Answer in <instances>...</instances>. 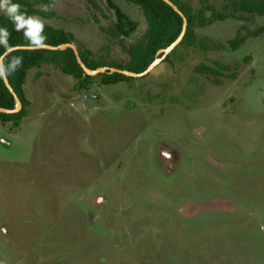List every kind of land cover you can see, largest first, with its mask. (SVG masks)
<instances>
[{
	"label": "rangeland",
	"instance_id": "rangeland-1",
	"mask_svg": "<svg viewBox=\"0 0 264 264\" xmlns=\"http://www.w3.org/2000/svg\"><path fill=\"white\" fill-rule=\"evenodd\" d=\"M48 1L52 17L31 16L103 67L145 39L123 0L127 37L106 0ZM178 1L225 18L195 20L196 45L144 77L77 91L52 66L27 72L26 117L0 122V264H264V16Z\"/></svg>",
	"mask_w": 264,
	"mask_h": 264
},
{
	"label": "trees",
	"instance_id": "trees-1",
	"mask_svg": "<svg viewBox=\"0 0 264 264\" xmlns=\"http://www.w3.org/2000/svg\"><path fill=\"white\" fill-rule=\"evenodd\" d=\"M45 6H49L48 0H42ZM134 6H137L146 21L147 29L145 39L140 45L133 47L129 50L130 62L125 67L114 66V69L126 70L132 73H142L156 58V53L167 48L178 37L182 21L181 19L163 2L160 0H123ZM172 2L179 11L183 14L187 21V28L185 35L180 44L170 53L172 55L178 47H194L197 43L195 34L193 32V25L195 20L198 26L203 27L211 25L215 21H222L225 17L220 13L212 11L210 19L205 20L203 17V10H199L194 15L190 7L180 3L178 0H169ZM14 3L21 5L20 11L28 16L36 15L44 18L52 17V13L39 11L32 8L29 4L23 1L15 0ZM203 5L204 0H200ZM106 5L109 9L114 11L116 17V23L113 30V37L123 36L127 37L134 30L133 23H131L125 15L111 2L106 0ZM233 14L245 13L248 15L264 16V0H241L229 5ZM226 10V8H224ZM129 26L128 30H125L126 26ZM0 27H6L10 33L9 44L14 47H25L27 41L24 39L21 32L14 30L12 23L2 14H0ZM43 34L46 36V45L56 47L62 44H73L74 37L62 30L53 29L48 26H44ZM244 39L235 38L228 43L229 47L233 50L237 49ZM3 49H0L2 52ZM79 57L84 65L90 69L95 70L103 67V64L90 59L91 53L86 50L78 51ZM12 56L22 57L21 66L11 75L7 76L8 83L13 92L19 99L22 109L19 113L14 115L0 114V122L2 124L11 123L14 128H17L20 121L26 117L29 103L24 96L23 86L25 83L27 72L31 69L39 70L43 66H52L62 75L70 76L76 81V90L89 89L94 78L85 76L82 70L77 65L73 52L71 50L51 52L45 50L36 51H16L11 53ZM169 55V56H170ZM218 69H226L224 66L216 65ZM199 71L202 73L216 75L218 71L209 67H201ZM39 75V74H37ZM102 85H114L119 82L131 81L132 78H126L124 76L113 74L98 75ZM14 101L11 95L5 89L2 80L0 78V108L13 110Z\"/></svg>",
	"mask_w": 264,
	"mask_h": 264
},
{
	"label": "clouds",
	"instance_id": "clouds-1",
	"mask_svg": "<svg viewBox=\"0 0 264 264\" xmlns=\"http://www.w3.org/2000/svg\"><path fill=\"white\" fill-rule=\"evenodd\" d=\"M21 5L13 0H0V14L13 25L14 30L21 32L27 41V47L39 50L46 47V36L43 34L44 24L38 17L28 16L20 11ZM44 11L48 7L42 5ZM10 33L6 27H0V78H6L14 73L22 64V57L12 56L14 46L9 44Z\"/></svg>",
	"mask_w": 264,
	"mask_h": 264
},
{
	"label": "water",
	"instance_id": "water-1",
	"mask_svg": "<svg viewBox=\"0 0 264 264\" xmlns=\"http://www.w3.org/2000/svg\"><path fill=\"white\" fill-rule=\"evenodd\" d=\"M160 1L163 2L165 5H167L181 19L182 21L181 31L173 43H171L167 48L161 49L156 53V58L142 73L136 74V73H132L126 70H119V69L107 68V67H100L95 70H90L81 61L78 51L73 44H62L56 47L47 45L46 47L39 49V50H45V51H51V52H58V51L62 52L65 50H71L73 52L75 61L77 65L79 66V68L82 70L83 74L91 78L97 77L98 75H102V74H108V75L118 74L126 78H132V79L144 77L151 70H153L159 63H161L180 44V42L182 41L185 35L186 28H187V21L185 17L183 16V14L179 11V9L169 0H160ZM125 30H128V29L125 28ZM16 51H36V50H33L25 46V47H14V50L12 51V53ZM1 80L7 92L11 95L15 106L13 110H7V109L0 108V114L14 115V114L19 113L22 109V105L19 99L17 98L16 94L13 92L12 88L10 87L7 78H1Z\"/></svg>",
	"mask_w": 264,
	"mask_h": 264
},
{
	"label": "flooded vegetation",
	"instance_id": "flooded-vegetation-1",
	"mask_svg": "<svg viewBox=\"0 0 264 264\" xmlns=\"http://www.w3.org/2000/svg\"><path fill=\"white\" fill-rule=\"evenodd\" d=\"M120 83V82H119ZM164 159H168L169 157L168 156H166L165 154H163V156H162ZM156 164V163H155Z\"/></svg>",
	"mask_w": 264,
	"mask_h": 264
}]
</instances>
